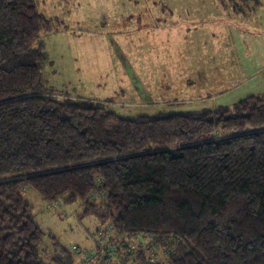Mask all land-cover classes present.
<instances>
[{
  "label": "trees",
  "instance_id": "obj_1",
  "mask_svg": "<svg viewBox=\"0 0 264 264\" xmlns=\"http://www.w3.org/2000/svg\"><path fill=\"white\" fill-rule=\"evenodd\" d=\"M37 4L0 0V264H84L99 249L48 255L24 188L79 202L119 254L136 241L127 264H264V94L154 116L60 100L42 79L53 28Z\"/></svg>",
  "mask_w": 264,
  "mask_h": 264
},
{
  "label": "rangeland",
  "instance_id": "obj_2",
  "mask_svg": "<svg viewBox=\"0 0 264 264\" xmlns=\"http://www.w3.org/2000/svg\"><path fill=\"white\" fill-rule=\"evenodd\" d=\"M258 1L259 6L248 2L249 7L240 4L238 10L250 11L247 25L257 22L264 32V0ZM232 5L228 0H38V11L51 20L53 28L42 36L49 60L41 72L44 86L60 100L81 98L120 115H168L212 108L220 102L214 95L223 85L217 80L221 74L217 43L231 36L238 39V31L253 32L239 28L246 27L242 20L239 29L235 28L239 17ZM249 37L245 45H253L252 54L260 52L264 42L260 45ZM202 55L211 61L206 76L198 78L205 72L198 66ZM240 62L249 80L252 62ZM187 65L199 67L200 74L194 77L186 71ZM261 68L227 100L264 92V69L258 75ZM244 78L231 80L236 85ZM20 194L33 209L43 232L41 248L50 250L48 255H53L54 242L69 250L96 248V230L103 224L94 216L82 218L79 202H47L30 188ZM131 244L137 246L136 241ZM43 259L47 261L48 256Z\"/></svg>",
  "mask_w": 264,
  "mask_h": 264
},
{
  "label": "crops",
  "instance_id": "obj_3",
  "mask_svg": "<svg viewBox=\"0 0 264 264\" xmlns=\"http://www.w3.org/2000/svg\"><path fill=\"white\" fill-rule=\"evenodd\" d=\"M249 12L250 11L236 12L237 14L235 16L239 17V18L236 21L237 23H234V24H236V26H235L236 29H239V28H249L250 29V28H252L251 30L253 32L243 33V32H239L238 30L235 29L236 31H238V34L240 33L238 39L231 36L229 38L226 37L225 42L223 44L219 43V42L217 43L216 55H217V57L221 58L220 60H219V58H217V66L221 70L220 71L221 74L218 76L217 80H221L222 84L225 86L222 85L221 86L222 90L220 92H218L216 95H214V98H217V101H220V102H215L216 104L214 107L206 108V109H215L219 106H231L232 104L238 102L239 100L244 99V98H239V100H238L236 98L237 100H232V99H234L232 97L231 101L227 100L229 98V96L234 92V90L237 87H239L240 85L248 84L249 80L253 77V76L252 77H250V76L255 73L256 68L262 67L261 69H259L258 75L260 73H262V70L264 69V48L262 47V49H259L260 52L257 51L256 53L252 54L251 51H253V48H254L253 45H249V46L245 45V41L248 40L246 37H249V36L241 35V34H251L250 37H251V39L254 40L253 42L258 40V43H260V45L263 44V42H264V32L257 25V22L252 23V25L250 27L247 25L250 22L249 18H250V15L252 14ZM241 20L244 21V23L246 24V27H239L238 28V24H241V25L243 24L241 22ZM205 31L207 32V29H205ZM229 41H230V43H229ZM231 42H233L234 45L231 44ZM221 45H222V49H221L222 51H220ZM224 49H227V50H224ZM223 50H224V52H223ZM233 50H236L237 56L234 54ZM225 53L227 54V56L225 55ZM229 54H231V55L228 56ZM234 55H235V57H234ZM235 58H237V59H235ZM233 59H235V60H233ZM244 60H245V62H250V61L252 62V64H251L252 68H249V70H251L250 74H249V80L247 79L246 75L243 74L244 72H242V70H244V69H243V64H241L240 61L243 62ZM210 61H211L210 58L207 59L205 55H202V59L199 61L201 64H198V66L205 68L204 74H203V71H201V74H200L197 70V68L198 69H200V68L195 66V65H194L195 67H193V65H187L186 71L192 72L194 77H196L198 74H200V76H197L198 78L201 77L202 75L206 76V73H207L206 68L209 66ZM208 71H209V69H208ZM209 73H210V71H209ZM237 76H239V80L244 76H245V78L241 82L238 80L239 82L236 85H234L232 80L236 79ZM204 79L205 78H203L202 80H204ZM230 81H232V83ZM226 82H228L227 85H226ZM261 93L264 94V92H256V94H261ZM256 94H251V95H256ZM131 250H132V248H130V249L122 248V250L120 251V254H119V258H121L123 260V262H125L124 258H126L128 255H132L131 259H134L135 255L137 253L135 254L133 252L138 251V249H137V247L134 246V250L133 251H131ZM129 262L131 263L132 261L129 260Z\"/></svg>",
  "mask_w": 264,
  "mask_h": 264
},
{
  "label": "built area",
  "instance_id": "obj_4",
  "mask_svg": "<svg viewBox=\"0 0 264 264\" xmlns=\"http://www.w3.org/2000/svg\"><path fill=\"white\" fill-rule=\"evenodd\" d=\"M107 230L110 231L111 228L109 227ZM99 239L97 243L99 246L98 251L91 255L84 264H99L101 262L102 264H127L118 257L119 248L115 239L108 240L106 235L100 236Z\"/></svg>",
  "mask_w": 264,
  "mask_h": 264
}]
</instances>
